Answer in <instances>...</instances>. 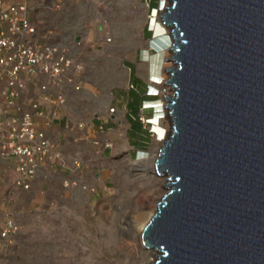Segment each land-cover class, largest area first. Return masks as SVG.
<instances>
[{
	"label": "rangeland",
	"instance_id": "obj_1",
	"mask_svg": "<svg viewBox=\"0 0 264 264\" xmlns=\"http://www.w3.org/2000/svg\"><path fill=\"white\" fill-rule=\"evenodd\" d=\"M158 5L159 0H30L31 15L52 28V41L84 68L78 73L81 88L68 90L63 110L40 119L54 157L30 189L14 185V164L0 156V231L8 212L20 225L8 264L154 261L156 255L134 257L137 236L128 226L139 201L147 199L154 210L168 181L153 169L147 175L130 173L133 161L150 158L163 144L150 120L163 113L166 134L170 130L162 101V95L173 93L169 83L157 84L155 107L144 103L145 96L136 111L142 80L150 84L153 67L159 64L162 80L168 78L164 67L172 40L168 28H160L161 9L155 28L152 10ZM38 83L29 81L20 106L39 95ZM138 115L144 134L133 123ZM146 134L147 141L139 143Z\"/></svg>",
	"mask_w": 264,
	"mask_h": 264
},
{
	"label": "water",
	"instance_id": "obj_2",
	"mask_svg": "<svg viewBox=\"0 0 264 264\" xmlns=\"http://www.w3.org/2000/svg\"><path fill=\"white\" fill-rule=\"evenodd\" d=\"M160 17L177 65L152 264H264V0H168Z\"/></svg>",
	"mask_w": 264,
	"mask_h": 264
},
{
	"label": "built area",
	"instance_id": "obj_3",
	"mask_svg": "<svg viewBox=\"0 0 264 264\" xmlns=\"http://www.w3.org/2000/svg\"><path fill=\"white\" fill-rule=\"evenodd\" d=\"M165 3L159 0L152 18ZM55 33L31 15L30 0H0V97L5 100L0 106V155L14 164V185L25 190L54 157V144L40 119L57 116L68 90L81 88L78 73L84 64L52 41ZM33 78L39 82V95L22 107V95ZM19 228L8 212L0 231V264H8Z\"/></svg>",
	"mask_w": 264,
	"mask_h": 264
},
{
	"label": "bare ground",
	"instance_id": "obj_4",
	"mask_svg": "<svg viewBox=\"0 0 264 264\" xmlns=\"http://www.w3.org/2000/svg\"><path fill=\"white\" fill-rule=\"evenodd\" d=\"M167 3H168V0H167ZM166 3V4H167ZM166 4H165V6H166ZM165 6L161 9V10H165ZM159 13H160V10L158 11ZM158 14V13H157ZM156 14V15H157ZM161 21V29L162 28H164L165 26H164V24H163V21H162V19L160 20ZM153 23H155V28H156V26H157V23H156V19H155V21L153 22ZM159 28V29H160ZM168 51L170 52V59H169V61H167V65H165V66H167V67H173V65H171L172 63H175L174 61H175V59L172 57L173 56V54H174V51L173 50H171L170 49V47H169V49H168ZM169 55V54H168ZM148 61H149V59H148ZM175 65H177V64H175ZM165 68V67H164ZM171 70L170 71H168V78H170L171 77ZM168 78H166L165 80H160L159 78H150L149 77V81H150V83L156 88L155 90H157L158 89V87H157V85L156 84H160L161 82L163 83V81H164V83H168V82H166V80L168 79ZM170 84V83H169ZM170 86H171V89H172V91L174 92V90H173V87H172V85L170 84ZM157 92V91H156ZM161 93V92H160ZM173 94V93H172ZM164 95H171V94H168V93H166V94H164ZM165 97V98H164ZM163 97V95H162V101H164V103H166L167 102V98H166V96H164ZM147 106H150V104L149 105H147ZM151 107V106H150ZM162 110V109H161ZM160 110V111H161ZM163 112H164V110H163ZM164 116H167V114H165ZM163 113H162V115H160V117H156L153 121L154 122H152V125L155 127V129H156V131H157V134L158 135H160L159 137H158V139H165L166 137H167V135H168V132H167V134H166V129H165V126H163L162 125V123H161V120H163ZM168 118H170L169 116H167ZM170 120H171V118H170ZM164 122H166L165 120H164ZM171 123L170 124H172V121H170ZM167 123V122H166ZM172 129V128H171ZM170 129V130H171ZM169 130V132H171ZM159 150H160V148H159ZM158 153H159V151L157 152V153H155V154H151L152 156L150 157V158H143L144 160H141V161H133L132 162V166H131V172L130 173H132V174H141V175H147V174H150V171L153 169V171H154V173H155V175L156 176H162V177H166L167 176V179L166 180H169L168 179V173L167 172H163V173H158L157 172V169H156V166H155V160H156V158L159 156L158 155ZM141 158V157H140ZM138 159V158H137ZM140 160V159H139ZM131 175V174H130ZM168 182V181H167ZM166 182V183H167ZM165 183V182H164ZM165 186V188H166V191L169 189L168 187H167V185L165 184L164 185ZM165 191V192H166ZM164 192V193H165ZM163 193V194H164ZM160 196V195H159ZM161 197H159V199H160ZM158 199V200H159ZM147 199H145V200H143V201H139L140 202V206H139V208L137 209V211H136V213H134V219L132 220V221H130L129 222V226H128V229H129V231L130 230H132V231H134L133 233H135V235L137 236V239H136V242L133 244V247L135 248L134 250V257L136 258V259H138V260H144L145 258H147L148 256H150V255H157V253H158V250L156 249V247L155 246H147V245H145L144 244V242H143V240H142V232H143V229H144V227H145V225L147 224V222L149 221V219L151 218V215L156 211V209H157V206H158V204H157V206H155V208H154V210H153V207L152 208H150V207H148L147 205H146V203H145V201H146ZM154 211V212H153ZM132 219V218H131Z\"/></svg>",
	"mask_w": 264,
	"mask_h": 264
},
{
	"label": "clouds",
	"instance_id": "obj_5",
	"mask_svg": "<svg viewBox=\"0 0 264 264\" xmlns=\"http://www.w3.org/2000/svg\"><path fill=\"white\" fill-rule=\"evenodd\" d=\"M156 18H153V20L155 21ZM161 78V72H156V73H152L150 75V78ZM162 80V78H161ZM157 85V84H156ZM150 83L149 87L147 88L146 94H147V100H144V103H147V105L150 104L151 107H155L156 103L159 102V100L157 99L159 94H160V90L157 89ZM157 91V92H156ZM154 122L153 120H150V123ZM154 132L157 133L156 130H154Z\"/></svg>",
	"mask_w": 264,
	"mask_h": 264
},
{
	"label": "trees",
	"instance_id": "obj_6",
	"mask_svg": "<svg viewBox=\"0 0 264 264\" xmlns=\"http://www.w3.org/2000/svg\"><path fill=\"white\" fill-rule=\"evenodd\" d=\"M155 7H157V6H155ZM166 38H168L167 35H166ZM159 71H160V68H159ZM142 81L144 82V84H143V88L141 89L140 93H137L138 97H139V106H138L136 111H139V109H140L139 107L141 106V101L143 100V98L145 99V96L147 97L146 91H147V88L149 87V85L144 80H142ZM131 90H133V89H131ZM131 100H132V98H131ZM134 119H135L136 122L133 121V123L134 124H138L140 126L141 133L144 134L143 122L141 121L140 116L138 115ZM147 135L148 134H146V136L145 135H141V137H140L141 139H137V140H139V143L147 141L146 138H144V137H147ZM134 145H136V144H134Z\"/></svg>",
	"mask_w": 264,
	"mask_h": 264
},
{
	"label": "crops",
	"instance_id": "obj_7",
	"mask_svg": "<svg viewBox=\"0 0 264 264\" xmlns=\"http://www.w3.org/2000/svg\"><path fill=\"white\" fill-rule=\"evenodd\" d=\"M159 67H160V65L159 64H157V66L155 65L154 67H153V71H154V73H156V72H158L159 71ZM35 78H33L32 79V81L33 82H35ZM4 103H5V100L3 99V98H1L0 97V105H4ZM1 156V155H0ZM4 159V158H3ZM6 219V218H5Z\"/></svg>",
	"mask_w": 264,
	"mask_h": 264
}]
</instances>
